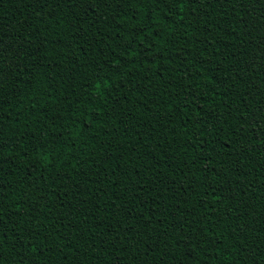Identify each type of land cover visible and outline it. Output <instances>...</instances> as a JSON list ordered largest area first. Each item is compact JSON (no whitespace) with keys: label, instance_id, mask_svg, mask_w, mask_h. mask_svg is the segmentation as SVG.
I'll use <instances>...</instances> for the list:
<instances>
[{"label":"trees","instance_id":"obj_1","mask_svg":"<svg viewBox=\"0 0 264 264\" xmlns=\"http://www.w3.org/2000/svg\"><path fill=\"white\" fill-rule=\"evenodd\" d=\"M261 7L0 0V264H264Z\"/></svg>","mask_w":264,"mask_h":264},{"label":"snow or ice","instance_id":"obj_2","mask_svg":"<svg viewBox=\"0 0 264 264\" xmlns=\"http://www.w3.org/2000/svg\"><path fill=\"white\" fill-rule=\"evenodd\" d=\"M154 2L158 5H162L165 9H166V12H165V15L167 16H171L173 19H175L176 17H179V21H182L185 19V17L181 14V11L183 9V6L186 4V3H194V2H198V0H154ZM244 2V0H242V3ZM248 2H250L251 4H260V5H264V0H248ZM109 3L110 4H113V5H116V6H119L120 3H122V0H109ZM178 6H179V9L178 10ZM260 11L262 13H264V7H261ZM255 12V8L252 9V11H250L248 13V15H253V13ZM179 21H175L177 24L179 23ZM262 59H264V57H262ZM3 97L0 96V104L3 103ZM261 112H262V116H261V120H264V109H261ZM255 123V121H253ZM213 195L215 196V199L216 200H219L220 197L216 195V190L214 189L213 190ZM87 203V202H86ZM144 203H147V201L145 200ZM205 204H207V201H205ZM146 209H144L143 207L141 208V211H145ZM117 211H120L119 209ZM209 212L212 211V209H208ZM19 213V209H17L15 212L11 213L10 215H8V219L11 220L12 219V216L14 215H17ZM190 215L193 216V219H191L189 222H187L186 224L184 225H181V231H183L185 228H187L189 230L190 233H192L191 235H188L187 236V239L189 241H193L195 240V243L196 245H199V244H202V243H205L204 239H203V236L207 235V233L204 231V228L207 227V224L205 223V220L204 219H200V220H197L195 218V214L194 213H190ZM4 216H5V213L2 209V206H0V237H2L6 232H7V227L3 224V220H4ZM156 219L155 216H152L150 218L151 221H154ZM166 222V217L163 216V214L161 215V219H160V223H165ZM196 225H203L204 227H202L200 229V233L201 235L199 237H197L195 235V227ZM18 227H20L19 225H17ZM28 229H31L32 225L31 224H28L27 225ZM173 229H175V225L173 224L172 225ZM28 237L29 238H32V232L29 231L27 233ZM165 235H167V232H165ZM183 239V238H181ZM35 251V249H33Z\"/></svg>","mask_w":264,"mask_h":264}]
</instances>
